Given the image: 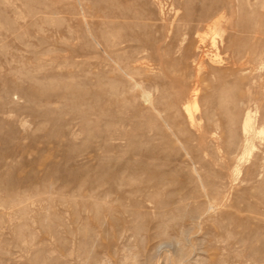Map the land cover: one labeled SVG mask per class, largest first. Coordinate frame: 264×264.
Returning <instances> with one entry per match:
<instances>
[{
    "label": "rangeland",
    "instance_id": "374dc122",
    "mask_svg": "<svg viewBox=\"0 0 264 264\" xmlns=\"http://www.w3.org/2000/svg\"><path fill=\"white\" fill-rule=\"evenodd\" d=\"M0 264H264V0H0Z\"/></svg>",
    "mask_w": 264,
    "mask_h": 264
},
{
    "label": "bare ground",
    "instance_id": "6f19581e",
    "mask_svg": "<svg viewBox=\"0 0 264 264\" xmlns=\"http://www.w3.org/2000/svg\"><path fill=\"white\" fill-rule=\"evenodd\" d=\"M247 129H248V127H247Z\"/></svg>",
    "mask_w": 264,
    "mask_h": 264
}]
</instances>
